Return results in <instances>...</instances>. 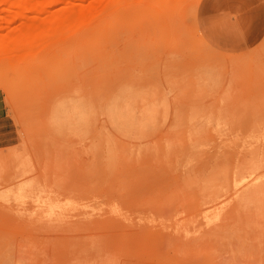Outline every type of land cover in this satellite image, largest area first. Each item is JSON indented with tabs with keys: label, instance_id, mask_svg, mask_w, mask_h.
Instances as JSON below:
<instances>
[{
	"label": "rangeland",
	"instance_id": "1",
	"mask_svg": "<svg viewBox=\"0 0 264 264\" xmlns=\"http://www.w3.org/2000/svg\"><path fill=\"white\" fill-rule=\"evenodd\" d=\"M205 2L0 0V264H264V0Z\"/></svg>",
	"mask_w": 264,
	"mask_h": 264
},
{
	"label": "crops",
	"instance_id": "2",
	"mask_svg": "<svg viewBox=\"0 0 264 264\" xmlns=\"http://www.w3.org/2000/svg\"><path fill=\"white\" fill-rule=\"evenodd\" d=\"M218 0H206L200 10V24L205 36L215 45L236 44L241 41L242 15L239 11L227 13L216 5ZM226 14V15H225ZM238 36V38H237Z\"/></svg>",
	"mask_w": 264,
	"mask_h": 264
},
{
	"label": "bare ground",
	"instance_id": "3",
	"mask_svg": "<svg viewBox=\"0 0 264 264\" xmlns=\"http://www.w3.org/2000/svg\"><path fill=\"white\" fill-rule=\"evenodd\" d=\"M15 1V3H22V2H27L28 0H14ZM46 1H49V0H46ZM167 2H170V3H172L173 1H175V0H166ZM238 59H233V60H229L228 62H232V63H234V61H237ZM240 61V60H239ZM227 62V61H226ZM242 62V61H241ZM239 63V62H238ZM240 64V63H239ZM230 67V66H229ZM232 67H235V66H232ZM231 67V68H232ZM236 68V67H235ZM233 69V68H232ZM231 71V70H230ZM229 71V72H230ZM234 71H236V70H234ZM236 74H238L237 72H236ZM231 75H232V73L230 74V77H231ZM233 77V76H232ZM231 77V78H232ZM232 80V79H231Z\"/></svg>",
	"mask_w": 264,
	"mask_h": 264
}]
</instances>
